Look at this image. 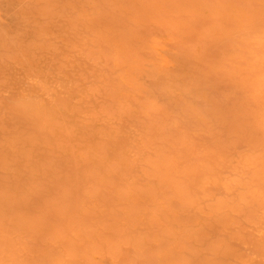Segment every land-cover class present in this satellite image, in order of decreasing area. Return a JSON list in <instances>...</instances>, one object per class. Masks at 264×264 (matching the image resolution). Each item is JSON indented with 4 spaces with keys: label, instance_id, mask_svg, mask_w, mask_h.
I'll return each mask as SVG.
<instances>
[{
    "label": "bare ground",
    "instance_id": "1",
    "mask_svg": "<svg viewBox=\"0 0 264 264\" xmlns=\"http://www.w3.org/2000/svg\"><path fill=\"white\" fill-rule=\"evenodd\" d=\"M0 264H264V0H0Z\"/></svg>",
    "mask_w": 264,
    "mask_h": 264
},
{
    "label": "rangeland",
    "instance_id": "2",
    "mask_svg": "<svg viewBox=\"0 0 264 264\" xmlns=\"http://www.w3.org/2000/svg\"><path fill=\"white\" fill-rule=\"evenodd\" d=\"M187 50H188V52H187ZM186 50V55H189V53H190V49H187ZM220 82V81H219ZM212 83H214V81L212 82ZM220 83H222V82H220ZM219 83V84H220ZM217 84V86L215 87V85ZM217 82H215V84H212V88L214 87V88H216V89H221L220 87L219 88H217L218 87V85H219ZM222 85H223V83H222ZM221 84L219 85V86H221L222 87V90H224L227 86H225V88H224V86H222ZM227 89V88H226Z\"/></svg>",
    "mask_w": 264,
    "mask_h": 264
}]
</instances>
